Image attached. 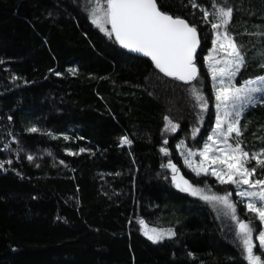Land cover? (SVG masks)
I'll return each mask as SVG.
<instances>
[{
	"label": "trees",
	"instance_id": "16d2710c",
	"mask_svg": "<svg viewBox=\"0 0 264 264\" xmlns=\"http://www.w3.org/2000/svg\"><path fill=\"white\" fill-rule=\"evenodd\" d=\"M94 3L0 0V264H248L229 210L177 189L161 168L171 159L208 195L230 192L258 245L259 221L234 187L197 176L180 155L179 145L203 146L215 119L205 61L211 25L189 0H164L206 37L197 49L199 83L185 82L109 38L91 19ZM233 3L230 31L248 58L240 83L264 74V0ZM165 117L180 125L176 132ZM33 126L39 131L29 132ZM241 127L246 149L264 147V104L249 106ZM123 136L133 143L121 144ZM153 228L176 235L154 243L144 235Z\"/></svg>",
	"mask_w": 264,
	"mask_h": 264
},
{
	"label": "snow or ice",
	"instance_id": "6c2138e0",
	"mask_svg": "<svg viewBox=\"0 0 264 264\" xmlns=\"http://www.w3.org/2000/svg\"><path fill=\"white\" fill-rule=\"evenodd\" d=\"M189 3L191 7L201 10L204 22L211 25L214 34L211 40L212 48L208 50L206 60L215 89L216 113L215 128L199 152L201 159L193 164L186 158L185 163L197 176L210 172L221 184L235 185L238 189L237 195L247 198L242 199L241 203H245L247 211L254 214L264 225V147L253 153L245 148L241 139L244 134L241 127L242 116L249 106L264 104V75L237 82L241 70L248 64V58L244 45L240 44L237 35L230 31L235 13L238 11L233 0H211L209 5L211 12L197 0H189ZM165 7L164 0H105L104 5L100 0H95L91 8V17L93 23L101 27L109 38L114 33L115 39L123 47L151 57L156 68L167 76L185 82L199 83L197 49L201 47L202 39L206 37L198 30L196 22L190 23L181 15L171 14ZM210 16L212 19H209ZM101 22L110 24V30L103 28ZM259 35L264 38V32ZM261 60L264 61V55L261 56ZM259 67L264 69V62L259 63ZM69 71L75 74L74 69ZM55 74L60 76L63 73L57 71ZM193 94L199 101V108L208 109V98L205 94L195 87ZM165 120L168 121L165 128L171 132H176L180 127L168 117H165ZM28 131L37 132L39 129L33 126ZM198 131L199 129L194 127L192 135L195 137ZM120 139L121 144L133 143L128 136ZM80 151L83 152L85 149L82 148ZM161 151L165 155L169 153L167 147H162ZM195 155L196 153L189 149L188 156ZM28 159L31 160L33 157L29 156ZM7 163L11 164V160ZM210 165L218 167L210 168ZM3 167L4 163L0 162V168ZM161 168L172 170V182L182 191L192 196H200L206 202L225 206L231 219L236 222V236L246 254L248 264H264L262 258L264 229L258 231L257 245L253 238V233L257 231L253 221L240 218L237 204L230 199V192L226 191L223 195L216 193L208 195L205 188L193 184L180 174L171 159L167 164H161ZM242 185L248 187L242 188ZM139 223L145 225L143 219ZM141 230L143 231V228ZM144 235L156 243L165 237H173L176 233L172 229L153 228L151 232L144 231ZM254 249L261 250V254H256Z\"/></svg>",
	"mask_w": 264,
	"mask_h": 264
},
{
	"label": "rangeland",
	"instance_id": "374dc122",
	"mask_svg": "<svg viewBox=\"0 0 264 264\" xmlns=\"http://www.w3.org/2000/svg\"><path fill=\"white\" fill-rule=\"evenodd\" d=\"M210 5V4H209ZM208 5V6H209ZM208 10H209V12H211L212 11V9H211V7L209 6L208 7ZM91 19H92V17H91ZM92 21H93V19H92ZM102 23V26H103V28H105V29H109L110 30V28H111V25L110 24H108V23H103V22H101ZM95 24V23H94ZM98 28H100L101 29V27H99L97 24H95ZM213 38H214V34H213ZM212 38V39H213ZM212 48V43H211V47H210V49ZM207 55H208V52L206 53V55H205V61H206V66H207V68H208V61L206 60V57H207ZM210 73V72H209ZM264 75V74H263ZM210 78H211V82H212V85H213V80H212V77H211V73H210ZM238 82V81H237ZM239 83V82H238ZM256 95H260V94H256ZM214 96H215V89H214ZM215 104H216V101H215ZM215 104H214V111H215V113H216V108H215ZM214 121H215V119H214ZM215 128V123H213V125H212V128H211V130L209 131V134H208V136L209 135H211L212 134V131H213V129ZM207 140V139H206ZM205 140V141H206ZM205 143V142H204ZM209 143H212L211 141H209ZM203 146H204V144H203ZM203 146L200 148V149H195V150H192L193 152H195L196 153V155L195 156H188V151H189V149H187V148H184V147H182V145H179V148H180V155H181V158H182V162H183V165H184V167L186 168V169H188V170H190L192 173H194V174H196L194 171H192V169L191 168H189L188 167V165L185 163V159L187 158V159H189V160H191V162L193 163V164H196V163H198L199 162V160L201 159V157H200V155H199V152H200V150H202L203 149ZM222 146V145H221ZM211 167H218V165H210V168ZM170 169V168H169ZM171 170V169H170ZM171 172H172V170H171ZM173 174V173H172ZM202 174H205V173H201V175ZM205 175H210V176H212L211 174H210V172L209 173H207V174H205ZM212 177H214L215 178V180L217 181V182H219L218 180H217V178L215 177V176H212ZM173 183V185L176 187V185H175V183L174 182H172ZM220 183V182H219ZM233 187H234V189H235V191H236V195H237V191H238V189H236V186L235 185H232ZM242 188H247L248 186L247 185H242L241 186ZM177 188V187H176ZM177 189H179V190H181L180 188H177ZM182 191V190H181ZM237 197L240 199V200H242V199H244V200H246L247 198H241L240 196H238L237 195ZM244 205H245V208H246V204L244 203ZM258 219V218H257ZM259 221V220H258ZM259 224H260V230L261 229H264V225H262L261 223H260V221H259ZM144 231H149V232H151V230H148V229H145ZM257 237H258V233L256 234V236H255V239H256V241H257V243H258V239H257ZM254 251H255V249H254ZM256 254H258V253H256ZM246 255V254H245ZM259 255V254H258ZM262 258H264V257H262Z\"/></svg>",
	"mask_w": 264,
	"mask_h": 264
},
{
	"label": "water",
	"instance_id": "95a60500",
	"mask_svg": "<svg viewBox=\"0 0 264 264\" xmlns=\"http://www.w3.org/2000/svg\"><path fill=\"white\" fill-rule=\"evenodd\" d=\"M123 46V45H122ZM130 50V49H129ZM132 51V50H131ZM134 52V51H133ZM135 53H137V54H139V55H141V56H143V57H145V58H147V59H150L151 60V57H149V56H146V55H144L143 53H139V52H135ZM154 62V61H153Z\"/></svg>",
	"mask_w": 264,
	"mask_h": 264
}]
</instances>
